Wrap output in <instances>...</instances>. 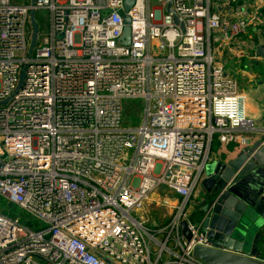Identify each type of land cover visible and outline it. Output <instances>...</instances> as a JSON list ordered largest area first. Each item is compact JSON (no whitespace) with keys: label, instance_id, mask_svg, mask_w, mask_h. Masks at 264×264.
I'll return each instance as SVG.
<instances>
[{"label":"built area","instance_id":"built-area-1","mask_svg":"<svg viewBox=\"0 0 264 264\" xmlns=\"http://www.w3.org/2000/svg\"><path fill=\"white\" fill-rule=\"evenodd\" d=\"M170 1L177 22L167 0L126 12L123 0H0V199L36 220L0 208V264H163L164 253L168 264H203L192 248L207 239L186 203L215 136L254 128L215 43L250 18L211 0ZM42 10L48 26L30 51L31 13ZM130 99L144 104L131 125ZM159 185L181 199L154 229L134 213Z\"/></svg>","mask_w":264,"mask_h":264},{"label":"water","instance_id":"water-1","mask_svg":"<svg viewBox=\"0 0 264 264\" xmlns=\"http://www.w3.org/2000/svg\"><path fill=\"white\" fill-rule=\"evenodd\" d=\"M124 11H128L135 0H123ZM167 11L172 12L174 22L177 15L167 0ZM124 28L120 41L130 43L129 17L123 15ZM33 34L30 51L36 43L37 23L31 13ZM264 58V46L257 48ZM264 167V139L246 144L231 160H218L200 180L203 194L195 205L194 219L199 225L198 234L207 239L206 244H195L192 257L203 264H264V189L254 197L239 191L236 183L253 170ZM180 230L186 243L193 234L188 221H180Z\"/></svg>","mask_w":264,"mask_h":264},{"label":"crops","instance_id":"crops-1","mask_svg":"<svg viewBox=\"0 0 264 264\" xmlns=\"http://www.w3.org/2000/svg\"><path fill=\"white\" fill-rule=\"evenodd\" d=\"M211 8L230 18L243 15L250 18V25L245 33L237 37L221 38L215 46H218V60L223 63L228 74L235 78L239 89L245 92L246 112L254 122L251 130L235 129L234 139L227 142L221 141L219 135H216L211 150L210 162L213 163L221 159L231 160L246 144L259 138L264 139V58L257 53V48L264 46V0H211ZM236 187L254 197L263 193L264 167L243 176L236 183ZM194 190L185 206L189 218L193 206L196 205L197 195L203 194V187L200 185L193 203L188 207ZM168 259L169 255L164 253L162 263L168 264Z\"/></svg>","mask_w":264,"mask_h":264},{"label":"rangeland","instance_id":"rangeland-1","mask_svg":"<svg viewBox=\"0 0 264 264\" xmlns=\"http://www.w3.org/2000/svg\"><path fill=\"white\" fill-rule=\"evenodd\" d=\"M35 19L38 24L39 32L47 28L48 14L46 13L45 10L36 11ZM215 61L221 63L218 60V58H215ZM143 107L144 104L141 99L126 100L124 104V123L131 125V123L136 124L137 122H140L143 115ZM210 163H211L210 161L207 162L202 176H204L208 171ZM200 185L201 182L199 181L195 187L193 196L191 197L188 203V207L193 203L195 199L194 196L198 191ZM201 196L202 194L200 196L197 195L196 203L201 200L200 199L202 198ZM180 199L181 198L177 194L168 190L165 185H159L150 194L148 200L143 202L137 208V211L134 214L138 216L141 220L145 221V223H147L151 227L164 226L168 222L171 214L174 212L173 211L174 209L171 207L172 206L171 204L179 202ZM165 200L167 201V203H165ZM0 208L4 209L5 214L9 216L18 217V219L24 225L31 228H35L34 224L36 223V220L31 216H28L24 211H22L18 207L14 206L7 208L5 202L2 199H0ZM194 212H195V206H193L192 214L189 218V220L192 222H195L196 220L194 219Z\"/></svg>","mask_w":264,"mask_h":264}]
</instances>
